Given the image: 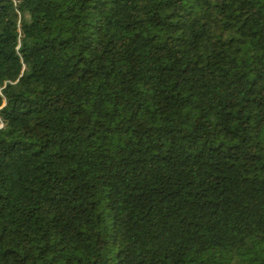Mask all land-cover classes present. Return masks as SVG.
Instances as JSON below:
<instances>
[{"label":"trees","instance_id":"16d2710c","mask_svg":"<svg viewBox=\"0 0 264 264\" xmlns=\"http://www.w3.org/2000/svg\"><path fill=\"white\" fill-rule=\"evenodd\" d=\"M0 264H264V0H0Z\"/></svg>","mask_w":264,"mask_h":264}]
</instances>
